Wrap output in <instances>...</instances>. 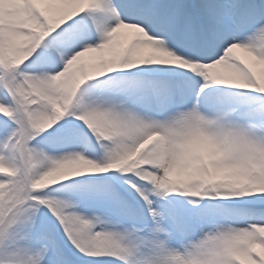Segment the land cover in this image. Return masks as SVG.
Wrapping results in <instances>:
<instances>
[{
    "label": "snow or ice",
    "instance_id": "snow-or-ice-1",
    "mask_svg": "<svg viewBox=\"0 0 264 264\" xmlns=\"http://www.w3.org/2000/svg\"><path fill=\"white\" fill-rule=\"evenodd\" d=\"M0 264H264V0H0Z\"/></svg>",
    "mask_w": 264,
    "mask_h": 264
},
{
    "label": "bare ground",
    "instance_id": "bare-ground-1",
    "mask_svg": "<svg viewBox=\"0 0 264 264\" xmlns=\"http://www.w3.org/2000/svg\"><path fill=\"white\" fill-rule=\"evenodd\" d=\"M89 55H95V54H89Z\"/></svg>",
    "mask_w": 264,
    "mask_h": 264
}]
</instances>
